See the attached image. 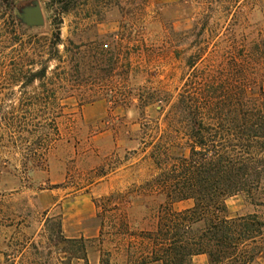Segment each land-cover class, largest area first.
Instances as JSON below:
<instances>
[{
  "label": "trees",
  "instance_id": "1",
  "mask_svg": "<svg viewBox=\"0 0 264 264\" xmlns=\"http://www.w3.org/2000/svg\"><path fill=\"white\" fill-rule=\"evenodd\" d=\"M76 1L56 0L62 14ZM0 4L7 18L0 50L11 46L13 55L0 65V74L11 86L28 89L39 83L40 92L0 96V109H23L28 115L8 126L27 142V166L44 160L59 139L55 119L46 122L49 109H64V96L127 104L132 80L141 78L138 106L159 109L142 123L139 155L154 171L139 185L138 196L165 200L155 207L156 229L140 232L146 246L141 255L161 264H194L200 255H207L209 264H254L264 254V218L258 213L230 217L227 206L229 198L242 194L264 208V28L244 33L234 24L229 34L216 36L205 17L190 30L192 36L198 32L185 51L179 49L181 40L148 47L135 39L139 45L131 48L132 38L125 37L115 50L106 44L92 54L85 45L71 48L70 42L61 53L62 21L51 37H43L12 14L15 0ZM166 52L174 59L187 53L176 94L150 91L154 77L147 76L154 69L146 61ZM52 62L57 65L51 70ZM35 116L46 124H34ZM185 201L193 206L174 209Z\"/></svg>",
  "mask_w": 264,
  "mask_h": 264
},
{
  "label": "rangeland",
  "instance_id": "2",
  "mask_svg": "<svg viewBox=\"0 0 264 264\" xmlns=\"http://www.w3.org/2000/svg\"><path fill=\"white\" fill-rule=\"evenodd\" d=\"M236 2L77 0L62 14L56 0H15L11 9L17 18L16 11L41 5L45 24L31 28L32 32L49 38L55 23L62 21L60 52L72 42L71 48L85 45L93 54L106 49V44L118 49L125 37L132 38L131 48L139 45L135 39L148 47H164L168 38L181 40L179 49L185 51L198 32L192 36L190 30L205 17L211 19L216 36L229 34L234 24L244 33L264 28V0ZM4 11L0 4V37L6 34ZM10 47L0 50V65L9 64L13 57ZM186 56L184 52L182 59H174L172 52H166L147 59L154 69L147 76L154 77L150 91L176 94L186 72ZM56 65L52 62L51 70ZM140 83L141 78L132 80L133 96L127 104L106 99L82 103L75 96H64V109H49L50 120L35 116L34 124H51L55 119L60 137L44 160L28 166L27 142L8 130L28 115L23 109H0V264H161L141 255L146 246L139 238L141 231L156 229L155 207L165 201L138 196L139 185L154 171L141 163L142 123L159 109L138 106ZM38 85L11 86L0 74V96L40 92ZM61 111L63 115L57 118ZM192 206V201H185L174 209ZM227 206L230 217L258 213L264 218V208L252 205L242 194L229 198ZM193 262L209 264V258L200 255ZM254 264H264V254Z\"/></svg>",
  "mask_w": 264,
  "mask_h": 264
},
{
  "label": "water",
  "instance_id": "3",
  "mask_svg": "<svg viewBox=\"0 0 264 264\" xmlns=\"http://www.w3.org/2000/svg\"><path fill=\"white\" fill-rule=\"evenodd\" d=\"M17 18L27 27H41L45 24V17L41 5L35 4L16 11Z\"/></svg>",
  "mask_w": 264,
  "mask_h": 264
}]
</instances>
